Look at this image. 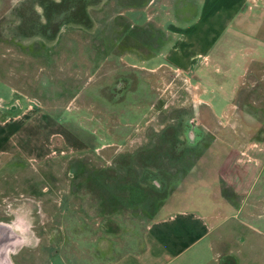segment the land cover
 I'll use <instances>...</instances> for the list:
<instances>
[{"label": "rangeland", "instance_id": "374dc122", "mask_svg": "<svg viewBox=\"0 0 264 264\" xmlns=\"http://www.w3.org/2000/svg\"><path fill=\"white\" fill-rule=\"evenodd\" d=\"M148 2L0 0V112L28 107L24 148L0 164L13 264L142 251L193 177L215 185L213 247L198 264H264V0L190 68L169 44L180 0ZM145 9L149 20L132 16ZM199 184L184 190L210 191Z\"/></svg>", "mask_w": 264, "mask_h": 264}, {"label": "crops", "instance_id": "0c3cea01", "mask_svg": "<svg viewBox=\"0 0 264 264\" xmlns=\"http://www.w3.org/2000/svg\"><path fill=\"white\" fill-rule=\"evenodd\" d=\"M247 1L180 0V4H177L178 2L173 4L172 14L179 22L180 28L174 31V35H170L169 44L171 49L174 48L173 50L177 51L176 58L185 59L187 64L185 68L192 66L195 57L216 52L218 38L222 36V32L230 28L232 23L237 22ZM148 3L149 6H152L154 0H149ZM132 16L143 21L150 19L146 9L135 11ZM172 38L176 40L174 41ZM229 39L227 38V47L230 46ZM173 57L167 55L170 61L181 66L177 62L179 60ZM27 111L28 107L25 111L10 117H4L0 112V164H6L14 150L24 148L22 144L26 139L25 136L22 137L23 122H25L24 117L27 118ZM215 144L219 143H212L206 148V151L208 152L212 148L216 149ZM225 145L229 150H233L229 147L230 145ZM195 178L193 177L187 181L188 184L182 185L181 189L171 194L162 208L158 210L156 217L148 225L144 250L141 251L138 248L133 252L104 260L99 264H198L202 259H208L209 257L203 258L195 255L203 254L202 249L211 251V247H213L210 239L214 220L210 218L209 209L215 208V185H213V180L205 181L200 178L197 179L201 182L196 183ZM202 182L201 185L208 186L209 192L199 193L193 197L192 194L190 195L184 190L185 186L192 188L195 183L199 186V183ZM244 192L247 190L245 189ZM4 239L0 236V249H2L0 250V262L13 264L10 244L3 241ZM226 257L225 255L221 257L219 254V257L214 259L215 257L212 256L213 264L215 262L221 264V261ZM50 264L69 263L62 254L55 253Z\"/></svg>", "mask_w": 264, "mask_h": 264}, {"label": "bare ground", "instance_id": "6f19581e", "mask_svg": "<svg viewBox=\"0 0 264 264\" xmlns=\"http://www.w3.org/2000/svg\"><path fill=\"white\" fill-rule=\"evenodd\" d=\"M0 264H3V263L0 262Z\"/></svg>", "mask_w": 264, "mask_h": 264}]
</instances>
